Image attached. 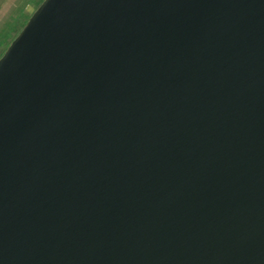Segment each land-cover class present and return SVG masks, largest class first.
I'll return each mask as SVG.
<instances>
[{
    "label": "water",
    "instance_id": "water-1",
    "mask_svg": "<svg viewBox=\"0 0 264 264\" xmlns=\"http://www.w3.org/2000/svg\"><path fill=\"white\" fill-rule=\"evenodd\" d=\"M93 1L45 0L32 15L18 40L0 59V122ZM110 1L113 4L118 0ZM121 1L123 6L124 0ZM209 1H214L209 10L206 0H197L186 9H171L168 13L162 9L157 13L152 8L154 4L148 7L145 19L139 15V9L146 7V1L138 8L124 12L128 19L124 37L131 71L122 104L108 126L101 128L113 82L105 52L94 37L84 38L70 54L68 69L59 70L44 83L42 101L33 102L31 98V105L22 107V112L5 124L0 143V264L35 261L51 264L50 252L61 214L63 224L56 264H115L120 256L122 264L134 261L173 264L177 256L186 251L188 241L180 239L184 228L193 236L196 234V226L187 228L196 216L178 212L158 217L160 210L168 211L177 204L156 201L172 191L164 188L167 183L183 182L180 179H186L188 174L178 175L188 169L176 171L171 167L162 180L148 174L149 183L131 181L132 175L127 181L120 176L107 182L101 178L83 197L78 199L77 192L103 160H109V165L115 161L136 173L155 169L134 152L135 145L145 136L135 128L136 124L148 126L152 143L150 153L154 159L162 160L169 150H182L185 156H191L198 145L223 133L230 111L237 114L229 93L246 100L248 116L253 118L255 113L264 112V50L260 44L253 46V41L258 38H248L250 42H247L251 27L264 26V0H253L252 4L259 8L246 19L238 6L240 0ZM102 5L103 2H98L84 19L90 15L93 19ZM112 23L118 28V19ZM241 23H244L243 28ZM103 34L112 49L108 34ZM262 39L264 42V35ZM112 56L120 74L115 81L123 83L116 54L113 52ZM208 80L215 81L209 85V94L204 87ZM44 103L53 113L61 133L60 143L55 144L53 140L48 116L38 124L39 117L46 111ZM26 110L28 113L24 115ZM250 122L256 124L254 118ZM250 125V129L255 127ZM151 126L164 130V140L157 141L159 131ZM108 132L113 139L111 153L104 151L101 144ZM30 135L33 139H29ZM42 147L52 154L60 152L62 156H66V151L74 150L75 154L64 161L66 170L62 175L49 173L52 165L44 157ZM17 154L24 159L19 161ZM258 156L261 160L259 150ZM99 159L102 161L96 163ZM260 167L263 175L257 177L251 188L264 186V167ZM38 170L47 177L41 180ZM49 185L58 191L55 198L49 194ZM176 186L178 189L173 191L182 196L185 187ZM42 201H49L45 229L38 221ZM132 203L144 209L141 212L135 210L129 206ZM85 204L88 205L86 218L80 229L69 236L66 230ZM105 206L108 209L101 212V207ZM188 213L189 222L182 223L181 216ZM152 217H157L156 225L149 223L144 234L141 227ZM118 219L121 223L115 227ZM103 221L105 224L100 226L101 229L90 235V229ZM112 233L113 241L97 244ZM114 241L116 245H113ZM171 241V247L180 254L166 258L163 250ZM131 244L139 246L127 254L124 262ZM237 260L232 263L236 264Z\"/></svg>",
    "mask_w": 264,
    "mask_h": 264
},
{
    "label": "bare ground",
    "instance_id": "bare-ground-1",
    "mask_svg": "<svg viewBox=\"0 0 264 264\" xmlns=\"http://www.w3.org/2000/svg\"><path fill=\"white\" fill-rule=\"evenodd\" d=\"M100 1L103 2V5L100 7L99 11H97V13L93 16V19H91V21L87 25L80 26L79 24L81 23V21L94 9L95 5ZM144 1L147 2V5L146 7L144 6L139 9V15H141V17L145 19L147 17V13L149 12L148 7H151L152 5L156 4L155 1L157 0H127L123 6L121 0L115 1L113 4H110V0H94L92 3H90L88 7L84 10L79 20L74 24L70 31H68V33L62 38L60 43L56 46L51 56L44 62L35 77L32 79L30 84L22 93L21 97L17 100L14 106L6 113V115L0 122V143L2 142L1 133L5 124L13 116L18 115L20 112H22V107L30 106L31 98L33 99V102L43 100L42 87L44 83L47 82L50 78H52L55 73L59 70L68 69V58L70 54L81 44L82 40L86 37H94L97 42H99L109 62V69L113 82V88L110 96L107 99L105 107L107 115L102 123L101 128L103 129L104 127L111 124L113 118L117 113V110L122 104L131 71V60L128 55V50L125 45L126 40L124 37L126 23L128 19L124 17V12H130L133 9L138 8ZM206 1V8L207 10H209L213 7L214 1ZM179 2L180 5L177 9H174L173 4H170L164 11H166L167 13L171 9L174 11H181L183 9H186L190 5H194L197 0H179ZM252 2L253 0H240L238 4V6L243 11L244 19L251 17L253 12L259 8V6H255L254 4H252ZM154 8V11L160 13L161 7H159L158 4L155 5ZM219 8H221V6ZM213 9L215 10L216 6H214ZM115 19H118V28H116L117 24L114 25L112 23ZM76 29L77 31H75ZM251 29H254V35H256L255 38H258L253 41V46L255 47L257 44H260L264 50V42L262 39V36L264 35V26L257 25L254 28L251 27ZM103 33L108 34L112 49L106 44L107 42L106 39H104ZM17 40L18 38H16L12 42V44H14ZM247 42H250L248 38ZM113 52L116 54L118 63L120 65V70L123 73V83L115 81L117 79V76H119L120 74L116 66L118 64L112 56ZM255 57H257V55H255ZM233 66L234 62L232 64V67ZM214 83V80L206 81L204 87L206 89L207 94H209L208 88ZM229 97L235 103V106L237 108V114H235L233 111H230L229 116L226 118V122L223 127V133L221 132L216 135L215 138H213L212 140L198 145L195 149L194 154L191 156H185L186 154H184L182 150H169L163 155L164 159H154V157H152L150 153V148L152 149V143L150 140L148 126H146L145 124H136L135 128L139 130V132H142V134H145V136H143L142 141H139L135 145L134 152L137 154L136 156L138 158L144 160L143 162H146L147 164L151 163L152 166L155 167V169L152 170L150 167L151 171L148 170L147 172L146 170L145 172L147 173H136L131 172L129 169H126L118 163L109 165V160H106V162L105 160H103V162L101 163L102 165H100V163L97 164L95 166L96 168L94 173H92L84 180L85 182L81 191L77 192L79 193L78 199L83 197V194L95 182H97V180L101 178H105L107 182L114 176H120V178L122 177L125 179V181H127L129 180V176L132 175L130 179L131 181L139 183H149L148 174H150L151 176L154 175L156 176L154 178H160V180H162L167 177L169 172L168 170H172V167L175 168L176 171L188 169L184 170L178 175L181 176L184 174H188V177H186V179H180L183 182H180L178 184H166L172 187L165 186L164 188L172 189V191H169L167 195L157 200L156 202H160L159 204L164 203L169 205L175 203L177 205L173 208H169L168 211L160 210L159 215H157L158 217L166 216V214L174 215L178 212H180L181 214L183 212V214L190 212L192 215L201 211L203 214H209L211 212V214L213 213L215 217L214 219L219 218L222 222H224L232 213H234L233 217L236 218L237 216L243 214L246 210L251 209L253 206L255 207L258 204L264 203V186H258L257 188L255 186V188H251L252 186H254V184H256L258 180L257 177H261L263 175L260 166L263 165L264 167V144H259L260 142H264V112L254 114L253 118L254 123L256 124H253L250 122V119L253 118L245 113L246 100L244 98H238L232 95L231 93H229ZM44 108L46 111L39 117L38 124H41V121H43L44 117L48 116L52 127L51 132L53 140L55 144H57V142L60 143L61 133L54 119L53 113L49 106L45 103ZM27 111L28 110H26L24 115H27ZM248 125H255V127L253 129H250ZM151 127L154 130L157 128V130L159 131L160 137L157 141L160 142L164 140V130L156 126ZM108 134L111 137V133L108 132ZM29 139H33L32 135L29 136ZM257 147L260 148L258 150L259 154H261V160L260 156L257 157ZM41 149L44 157L52 166H55L57 170H66L63 164L65 159H68L67 156H62L60 152L58 154H52L45 147H42ZM118 154L119 152L117 153V155ZM100 161H102V159H99L98 161H96V163ZM38 171L41 180L47 177L40 170ZM8 172L10 173V170H8ZM249 178L252 180H250ZM176 185H178L179 187L182 186L183 189L185 187V190L183 192L184 194L182 196H178V193L173 191L174 189H178ZM245 188L249 189L245 190ZM240 192L245 193L240 195ZM2 193L3 196L7 198L3 191ZM49 194L53 195V198H55L58 194V191H54L52 186L49 185ZM75 203H77V201ZM40 204L42 205V207L39 212L38 221L45 229L47 226L46 212L49 201H42ZM121 204L123 205V203ZM136 205L137 204L134 203L129 204L130 207L134 208L135 210H139L140 212L144 209L139 208ZM106 209H108V206L101 207L100 211L104 212ZM115 209L116 208H114L113 211ZM62 215L63 214H61L59 217L54 232L52 249L50 252L51 264H56L57 258H59L57 253V247L63 224ZM134 218L135 216L133 217V219ZM156 218L157 217L149 218L147 222L142 225L141 228L144 234L146 231V227L149 223L156 225ZM236 220L237 219H235V221ZM120 223L121 222L118 219L116 221L115 227H118ZM102 224L104 225L105 221L100 222L98 225H96V227L91 228L89 234L93 235L97 233L99 229H101ZM111 240L113 241V233L98 241L97 244L105 245ZM113 243V245H116L115 241ZM171 245L172 241L168 243L167 250L171 248ZM138 246L139 244H131L128 247L124 256V262H126L127 254H129L133 249L138 248ZM243 248L244 247H242L237 252V258L239 259H244L245 257H247L245 256ZM256 251H259V253H257L255 259H250L248 257L250 264H264V246L261 249L256 248L255 250H253V252L255 253ZM30 264H38V261L32 262Z\"/></svg>",
    "mask_w": 264,
    "mask_h": 264
},
{
    "label": "rangeland",
    "instance_id": "rangeland-1",
    "mask_svg": "<svg viewBox=\"0 0 264 264\" xmlns=\"http://www.w3.org/2000/svg\"><path fill=\"white\" fill-rule=\"evenodd\" d=\"M44 1L45 0H0V59L5 55L12 42L23 31L32 15ZM123 2L125 3L126 0ZM155 3V5L158 4L162 10H165L169 4H173L174 7L180 5L178 0H157ZM155 5L152 6V8H154ZM91 19L92 16H88L80 23V26L87 25ZM148 22V24H151L152 20ZM243 25L244 23H241L242 28L244 27ZM254 34V29H252L250 33H248L247 38L253 39L256 37ZM245 107L247 106L245 105ZM112 140L109 134L104 135L101 141L104 151L112 152L113 148L110 146ZM66 152L68 159L72 157V154H75L74 150ZM16 156L19 161L24 159V156L18 154ZM112 163L114 164L116 162L113 161ZM49 173L58 176L62 175L63 171L57 170L55 166H52ZM233 214L234 213L224 222L219 218L214 219L215 217H212L213 213L211 214V212L209 214H192V216L196 217L191 219L190 222L189 213L188 215L181 216L182 223L189 222L187 228L189 226L190 228H195L196 226V234L194 237L192 233H189L187 229L184 228V235L180 240L188 241V246L186 251H183L180 256H177L174 263L233 264L232 262L237 258L238 250L244 247L243 250L247 257L244 259L238 258L236 264H250L249 258L255 259L257 253H259V251L255 253L253 250L256 248L261 249L264 246V205L252 207L236 218L233 217ZM235 219L237 220L235 221Z\"/></svg>",
    "mask_w": 264,
    "mask_h": 264
},
{
    "label": "crops",
    "instance_id": "crops-1",
    "mask_svg": "<svg viewBox=\"0 0 264 264\" xmlns=\"http://www.w3.org/2000/svg\"><path fill=\"white\" fill-rule=\"evenodd\" d=\"M87 210H88V205L85 204L82 207V209L80 211H78V213L72 218V220L70 222L71 224L68 226V228L66 230V234H68L69 236H72L80 229L82 223L84 222V220L86 218ZM177 254H180V253L177 249L173 248V246L171 248H169L168 250H167V248H165L163 250V255L166 258L177 255ZM120 257H119L120 260L115 264H122ZM174 262H175V260L173 261V264H175ZM129 264H139V263L134 261V263H129Z\"/></svg>",
    "mask_w": 264,
    "mask_h": 264
}]
</instances>
